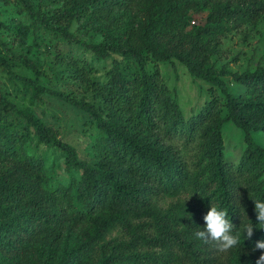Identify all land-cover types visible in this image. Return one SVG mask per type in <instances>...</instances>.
Returning <instances> with one entry per match:
<instances>
[{
  "label": "trees",
  "instance_id": "trees-1",
  "mask_svg": "<svg viewBox=\"0 0 264 264\" xmlns=\"http://www.w3.org/2000/svg\"><path fill=\"white\" fill-rule=\"evenodd\" d=\"M17 1L33 27L48 25L28 0ZM68 1L62 15L75 14L81 17L80 23L106 28L107 38L85 42L65 28L58 27L59 33L79 42L96 59L116 55L103 80L85 76L91 71L86 60H69L74 77L85 81L99 103L77 99L13 72L14 61L32 69L37 62L13 52L1 40L0 66L31 97L49 93L87 111L98 128L96 160L79 159L74 146L61 140L53 126L0 91V256L26 264L87 261L104 233L117 224L128 238L112 244L99 264L169 263L174 257L171 242L193 264H201L197 223L215 206L226 211L235 226L232 234L239 243L231 249L233 264H256L264 250L252 249L264 240V229L256 226L253 200L264 202V145L255 141L253 132H264V62L241 71L216 69L210 54L215 50V36L232 20L263 14L264 0H143L139 16L126 15L120 22L118 11L124 14L134 0ZM204 10L203 22L189 25L191 14ZM172 57L190 75L215 86L221 97L210 95L196 113L183 117L156 64L170 62ZM225 74L243 90L229 92L221 78ZM226 121L242 131L244 142L233 165L223 157L221 126ZM175 136L199 140V153L190 169L168 143ZM31 138L35 146L42 142L60 149L64 169L77 170L78 176L69 175L64 184L53 180L42 159L26 152ZM185 188L199 198L201 214L181 202L165 210L149 202V193L174 195ZM139 216L149 218L151 235L137 231L138 224L130 221ZM82 222L86 225L69 239L68 231ZM247 224L254 226L251 238L243 231ZM136 240L160 247L164 255L136 250Z\"/></svg>",
  "mask_w": 264,
  "mask_h": 264
},
{
  "label": "rangeland",
  "instance_id": "rangeland-1",
  "mask_svg": "<svg viewBox=\"0 0 264 264\" xmlns=\"http://www.w3.org/2000/svg\"><path fill=\"white\" fill-rule=\"evenodd\" d=\"M33 11L38 16L44 17L48 25L40 24L33 27L25 9L17 0H0V40L4 45L16 53H23L35 60L37 66L32 69L14 61L10 69L21 75L35 79L39 84L60 90L77 99H86L99 103L98 98L93 97L91 91L82 81L74 77L73 65L69 62L76 59L77 63L86 60L91 65V71L86 77L103 80L105 70L108 68L112 57L111 54L104 59H96L88 49L79 42L68 40L63 37L58 27L65 28L77 39L85 42H98L106 40L107 29L97 30L87 24L80 23L81 17L62 15L69 6L68 0H28ZM143 7V0H134L128 3L124 14L118 11V22L125 20L126 15L139 16ZM206 11L192 13L194 23L199 24L204 20ZM189 27V26H188ZM215 50L210 54V61L216 69L223 68L230 71H241L244 68L252 69L256 63L264 62V13L260 16L247 19L238 18L229 22L228 28L215 36ZM162 80L175 94L177 103L183 117L187 118L201 107L210 95L218 97V89L208 82L192 76L184 64L172 57L171 61L156 62ZM172 65L174 68H172ZM147 67L151 66L148 61ZM229 92L236 94L243 87L231 80L229 74L221 75ZM0 91L2 94L19 107L26 106L33 111L43 122L53 126L61 140L74 146L77 157L89 163L96 160L94 151L97 141L98 128L90 114L67 101L49 94L40 93L35 97L30 96V91L24 88L17 80L8 76L4 67L0 66ZM221 101V99L219 100ZM223 143V157L231 165L235 164L244 146L242 131L232 122L226 121L221 126ZM253 137L256 142L264 145V132L254 131ZM33 138L26 142V152L34 158H41L45 171L51 178L60 183H65L69 175L78 176L77 170L66 171L63 166V152L45 143L33 144ZM168 143L174 148L188 169L192 168L194 160L199 153V140L194 137L188 141L182 137H173ZM149 202L158 210H165L174 203L181 202L197 213L203 212L201 202L192 189L185 188L174 195L161 192L148 194ZM132 223H137V231L145 236L153 233L152 225L147 216L130 217ZM198 230L205 226L203 217L198 220ZM86 225V222L76 224L69 232L68 238H72L77 229ZM67 232V231H65ZM128 238V234L119 225L114 224L103 235L91 252L87 261H78L75 264H99L100 259L108 255L109 247L119 241ZM201 264H233L231 249L220 252L213 242L198 243ZM138 251L148 250L159 252L164 255V250L158 246L136 240L134 247ZM170 251L174 255L169 263L142 264H193L174 244L170 243ZM0 264H26L25 260L17 261L10 257L0 256ZM122 264V263H118Z\"/></svg>",
  "mask_w": 264,
  "mask_h": 264
},
{
  "label": "clouds",
  "instance_id": "clouds-1",
  "mask_svg": "<svg viewBox=\"0 0 264 264\" xmlns=\"http://www.w3.org/2000/svg\"><path fill=\"white\" fill-rule=\"evenodd\" d=\"M240 194L238 196V199ZM254 201V211L256 213L257 225L260 229H264V202L259 200ZM227 212L218 210L217 207L211 206L207 213L203 216L205 226L202 230H198L195 233L197 239L204 241L205 243L213 242L220 252H227L230 249L237 246L239 243L238 237L233 235V228L235 227L232 222L227 218ZM255 226V227H256ZM252 224L244 226L243 231L247 234V238L253 236ZM257 249L264 250V240L257 241L252 251ZM256 264H264V252L261 253L256 261Z\"/></svg>",
  "mask_w": 264,
  "mask_h": 264
},
{
  "label": "built area",
  "instance_id": "built-area-1",
  "mask_svg": "<svg viewBox=\"0 0 264 264\" xmlns=\"http://www.w3.org/2000/svg\"><path fill=\"white\" fill-rule=\"evenodd\" d=\"M189 22H190V23H194V17L192 16V14H191V17H190V19H189Z\"/></svg>",
  "mask_w": 264,
  "mask_h": 264
}]
</instances>
